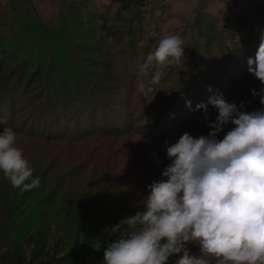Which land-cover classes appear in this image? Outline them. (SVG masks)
Returning <instances> with one entry per match:
<instances>
[{
  "label": "rangeland",
  "instance_id": "1",
  "mask_svg": "<svg viewBox=\"0 0 264 264\" xmlns=\"http://www.w3.org/2000/svg\"><path fill=\"white\" fill-rule=\"evenodd\" d=\"M261 30L264 0H0V43L9 49L0 52V99L14 93L24 97L25 105L17 111L16 102L7 103V120H13H0V125L17 132L33 176L44 182L35 200L51 195L54 200L38 229L49 222L48 233L58 235V223L64 224L70 208L75 206L70 220L89 214L100 206V191L112 183L114 199L121 203L94 217L91 228L108 233L124 210H140L146 186L166 179L161 175L170 162L163 156L165 141L185 131L193 136L209 131L202 110L187 107L186 100L206 103L221 93L238 106L244 102L245 111L264 107L251 92L260 83L247 71V57H254ZM170 33L181 36L184 56L175 64L142 69L159 36ZM157 71L160 78L153 82ZM91 93H101L103 103L114 109L110 117H96L108 125L109 134L91 126ZM77 97L87 98L86 107L74 104ZM67 110L75 112L77 123L68 129V122L54 126L53 118ZM209 112L208 119L214 120L210 105ZM12 188L0 173V194ZM80 197L89 198L82 208L76 202ZM62 209L67 211L56 219ZM191 245L190 252L198 254Z\"/></svg>",
  "mask_w": 264,
  "mask_h": 264
},
{
  "label": "clouds",
  "instance_id": "2",
  "mask_svg": "<svg viewBox=\"0 0 264 264\" xmlns=\"http://www.w3.org/2000/svg\"><path fill=\"white\" fill-rule=\"evenodd\" d=\"M184 56L179 33L162 34L140 66L175 64ZM247 71L260 88L252 95L264 106V30ZM160 73L153 74V82ZM209 91L211 87L209 86ZM185 104L191 108V101ZM209 105L215 109L209 120ZM194 110H202L207 134L185 131L165 141L169 159L161 172L166 179L146 186L142 208L122 217L106 231L117 234L103 249V264H264V107L244 110L223 94L209 96ZM231 124L227 131L226 125ZM221 133H223L221 137ZM29 158L10 126L0 131V173L20 191L39 187ZM199 245V253L187 244ZM102 239H90L94 251Z\"/></svg>",
  "mask_w": 264,
  "mask_h": 264
},
{
  "label": "trees",
  "instance_id": "3",
  "mask_svg": "<svg viewBox=\"0 0 264 264\" xmlns=\"http://www.w3.org/2000/svg\"><path fill=\"white\" fill-rule=\"evenodd\" d=\"M8 50L9 49H7L6 44H3V42L0 43V52ZM135 60L136 59L132 58V75L134 74V66L136 63ZM124 73L126 77L130 76L129 70H126V68L124 69ZM124 81L123 83L126 85V82ZM100 95L101 93H91L90 102L92 106L94 105V108L92 107L91 109L93 115L95 116L94 120H92L91 126L95 127V129L99 127L97 129L98 133L109 134L106 128L108 125L102 123V121L96 117L99 115V118H101L102 114L106 115V117H110L111 112L114 109L113 107L106 106V104L103 103L104 100H101ZM17 96V94L8 93L4 95L2 99H0V117H5L4 119L0 120L7 121L6 123H9L13 120H10V118V121L7 120V113H5L6 110L4 108L7 103L11 106L16 102L17 111L25 107V105L22 103L24 97H20L18 99ZM105 97L106 94L102 96V98ZM85 100H87V98L77 97L74 104L80 108L84 107ZM99 100H101V102H99ZM90 102H88V104ZM199 102H202V100L199 99L196 103L191 101V104H194L195 106ZM55 103L58 105V102L55 101ZM56 104H53L55 111L58 110V106L56 107ZM122 105H124V102ZM53 107L51 106L52 109ZM107 108L109 109L106 110ZM129 109L130 107H128L127 111H129ZM74 114H72L70 110H67L66 114L64 111L61 114L55 116L53 121L57 125L54 124V126H63V122H68V124H66V128L68 129L70 123H77V119L72 118L74 117L72 116ZM67 115L68 118L70 117L71 121L67 119ZM99 120L101 122H99ZM170 121L169 119L167 120V127L171 124ZM51 124L46 127L49 129ZM6 125L7 124H2L0 125V128L4 129ZM72 130L74 132V129ZM60 135L64 136L63 134ZM70 135L71 138H76L74 134L71 133ZM152 141L154 140L152 139ZM163 156L165 157V160L168 161L165 153ZM42 184H44V182H41L39 185ZM61 185H64V182H62L60 186ZM109 185L110 184L106 185L104 191H100L101 194L98 195L97 200L100 201V206L98 208H95V206L91 207L90 209L88 208L89 210L87 209V213L89 214H80L76 216L75 219L70 220L75 206L70 208L68 211L64 209L60 210L58 214L55 215L56 219L63 213V211H67V215L64 217L65 219L60 218L64 219V224H59L56 221V223H58L60 226L61 233L53 237L50 233H48L47 226L49 225V222H47L46 225L43 224V229H38L43 223V211L47 210L49 206L51 207L53 205L52 203L54 200L51 199L52 195L50 197L47 196L44 201L41 197L36 201V195H38V193L41 191L39 190L40 187H35L31 190H25L23 192L18 188H12L13 190L7 189L3 191L2 194H0L2 197L0 201L2 212V218L0 219V264H103V249L108 243L116 238L117 234H103L100 231H97L95 226L93 228H91V226L93 224L94 217H97L100 214L104 215L111 212L112 209L116 207V205L121 203L120 200L118 203V201L114 199L112 193L115 189L113 186L114 184L112 183L110 186ZM87 200H89V198L80 197L76 202H78L82 208V206L86 205ZM63 206L65 208V204H63L62 207ZM135 211L136 210L130 213V211L124 210L125 213L122 215V217L129 214H134ZM44 229L46 230V234L43 232ZM93 238H100L104 241L99 251H94L89 245V240ZM191 247L192 250H199V245H196L193 242Z\"/></svg>",
  "mask_w": 264,
  "mask_h": 264
}]
</instances>
